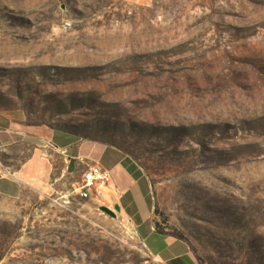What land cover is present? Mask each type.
I'll list each match as a JSON object with an SVG mask.
<instances>
[{
  "label": "rangeland",
  "instance_id": "obj_1",
  "mask_svg": "<svg viewBox=\"0 0 264 264\" xmlns=\"http://www.w3.org/2000/svg\"><path fill=\"white\" fill-rule=\"evenodd\" d=\"M8 126L120 150L170 247L107 185L25 187L0 193V264H264V0H0ZM27 155L1 150L0 175Z\"/></svg>",
  "mask_w": 264,
  "mask_h": 264
},
{
  "label": "crops",
  "instance_id": "obj_2",
  "mask_svg": "<svg viewBox=\"0 0 264 264\" xmlns=\"http://www.w3.org/2000/svg\"><path fill=\"white\" fill-rule=\"evenodd\" d=\"M18 144L27 146L28 155L18 170L0 175V193L16 196L25 187L42 193H64L70 188L77 190L82 173L90 165L98 164L110 172V180L106 184L108 195L116 198V206L140 227V235L153 253L162 256L168 250L170 241L152 226L149 185L137 170L130 167L120 150L65 131H22L13 126L0 129V151ZM184 255L197 264L187 253L166 260L169 264H183L181 257Z\"/></svg>",
  "mask_w": 264,
  "mask_h": 264
},
{
  "label": "built area",
  "instance_id": "obj_3",
  "mask_svg": "<svg viewBox=\"0 0 264 264\" xmlns=\"http://www.w3.org/2000/svg\"><path fill=\"white\" fill-rule=\"evenodd\" d=\"M110 180V172L98 164L90 165L83 173L78 183V192L81 197L88 198L92 193L99 192V188Z\"/></svg>",
  "mask_w": 264,
  "mask_h": 264
},
{
  "label": "trees",
  "instance_id": "obj_4",
  "mask_svg": "<svg viewBox=\"0 0 264 264\" xmlns=\"http://www.w3.org/2000/svg\"><path fill=\"white\" fill-rule=\"evenodd\" d=\"M181 261L183 264H193V262H191L189 257H187L186 255L181 257Z\"/></svg>",
  "mask_w": 264,
  "mask_h": 264
},
{
  "label": "water",
  "instance_id": "obj_5",
  "mask_svg": "<svg viewBox=\"0 0 264 264\" xmlns=\"http://www.w3.org/2000/svg\"><path fill=\"white\" fill-rule=\"evenodd\" d=\"M102 209H103L104 211L108 212V213L111 214V215L114 214V212H113L111 209L107 208V207H102Z\"/></svg>",
  "mask_w": 264,
  "mask_h": 264
},
{
  "label": "bare ground",
  "instance_id": "obj_6",
  "mask_svg": "<svg viewBox=\"0 0 264 264\" xmlns=\"http://www.w3.org/2000/svg\"><path fill=\"white\" fill-rule=\"evenodd\" d=\"M106 193V192H105Z\"/></svg>",
  "mask_w": 264,
  "mask_h": 264
}]
</instances>
